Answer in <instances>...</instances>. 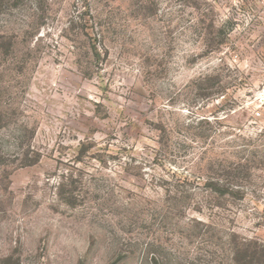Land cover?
<instances>
[{"label": "rangeland", "instance_id": "rangeland-1", "mask_svg": "<svg viewBox=\"0 0 264 264\" xmlns=\"http://www.w3.org/2000/svg\"><path fill=\"white\" fill-rule=\"evenodd\" d=\"M0 264H264V0H0Z\"/></svg>", "mask_w": 264, "mask_h": 264}]
</instances>
